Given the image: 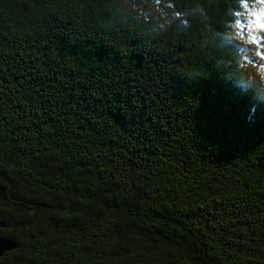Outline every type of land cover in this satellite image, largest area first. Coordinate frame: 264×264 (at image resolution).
<instances>
[{
  "label": "trees",
  "instance_id": "1",
  "mask_svg": "<svg viewBox=\"0 0 264 264\" xmlns=\"http://www.w3.org/2000/svg\"><path fill=\"white\" fill-rule=\"evenodd\" d=\"M260 7L0 0V264H264Z\"/></svg>",
  "mask_w": 264,
  "mask_h": 264
},
{
  "label": "snow or ice",
  "instance_id": "2",
  "mask_svg": "<svg viewBox=\"0 0 264 264\" xmlns=\"http://www.w3.org/2000/svg\"><path fill=\"white\" fill-rule=\"evenodd\" d=\"M264 4V0H260ZM261 17L257 16V22L261 29H264V23H259ZM190 97L187 108L192 121V131L195 132L196 129V115L200 108L201 98L198 99L197 93H186ZM258 99L264 101V90H261L258 94ZM192 100H196L197 103L193 104ZM264 124V122H262ZM256 129L251 126H242L237 124L226 123L218 118L209 117V123L206 129V135L210 140H227L232 142H239L245 137L253 133Z\"/></svg>",
  "mask_w": 264,
  "mask_h": 264
},
{
  "label": "rangeland",
  "instance_id": "3",
  "mask_svg": "<svg viewBox=\"0 0 264 264\" xmlns=\"http://www.w3.org/2000/svg\"><path fill=\"white\" fill-rule=\"evenodd\" d=\"M257 16H260L261 19L259 21V23H264V16H261V15H257ZM257 16H254L250 22V20H248L249 23V27L251 29H255L258 30L260 27H259V24L257 22ZM255 42V41H254ZM258 44L255 43L253 45V50H257L258 48ZM257 57V60L258 62H254L251 60V58H256ZM250 59H248V61L246 62V70H247V75L250 77L253 78V80L255 79L256 81H260L263 77L261 76L260 74V69L262 67H264V50H262L261 48H259L256 52H254V55L251 56ZM247 76V77H248Z\"/></svg>",
  "mask_w": 264,
  "mask_h": 264
},
{
  "label": "water",
  "instance_id": "4",
  "mask_svg": "<svg viewBox=\"0 0 264 264\" xmlns=\"http://www.w3.org/2000/svg\"><path fill=\"white\" fill-rule=\"evenodd\" d=\"M3 225L0 224V228H2ZM16 248L15 242H13L11 239L4 238L0 236V258L2 255L6 252H10Z\"/></svg>",
  "mask_w": 264,
  "mask_h": 264
},
{
  "label": "clouds",
  "instance_id": "5",
  "mask_svg": "<svg viewBox=\"0 0 264 264\" xmlns=\"http://www.w3.org/2000/svg\"><path fill=\"white\" fill-rule=\"evenodd\" d=\"M259 12L261 16H264V7H260ZM259 71L261 76L264 77V67H262Z\"/></svg>",
  "mask_w": 264,
  "mask_h": 264
}]
</instances>
